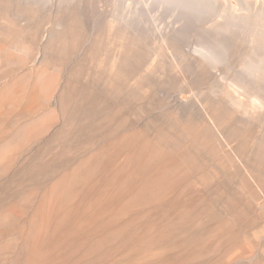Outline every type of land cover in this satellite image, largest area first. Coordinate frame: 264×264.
<instances>
[{"label":"rangeland","instance_id":"obj_1","mask_svg":"<svg viewBox=\"0 0 264 264\" xmlns=\"http://www.w3.org/2000/svg\"><path fill=\"white\" fill-rule=\"evenodd\" d=\"M210 2L0 0V264H264V71Z\"/></svg>","mask_w":264,"mask_h":264},{"label":"bare ground","instance_id":"obj_2","mask_svg":"<svg viewBox=\"0 0 264 264\" xmlns=\"http://www.w3.org/2000/svg\"><path fill=\"white\" fill-rule=\"evenodd\" d=\"M210 4H211V6H212V10H211V14L208 16V18L205 20V22H206V24H207V27L208 28H214L215 29V27L217 26V24L219 23V20H220V18L221 17H225V18H227L228 19V25H227V29H225V30H229L228 32H230V36H228V38L230 37V39L234 42V43H236L237 45L236 46H240L241 48H245V50H248V51H246L248 54H246L245 52H244V54H246V57H248L247 58V61H248V63L249 64H254V65H256L257 67V69H259V70H261V72H262V74H263V71H264V0H229V1H224V0H211V2H210ZM55 4L54 3H52L50 6L51 7H53ZM62 10V9H61ZM231 15V17L232 18H230V17H228V16H230ZM251 17H253V19H250ZM225 21V20H224ZM195 23V22H194ZM226 26V25H225ZM198 29V28H197ZM202 30V29H201ZM204 31V30H203ZM211 32H213V31H211ZM223 32V31H222ZM34 34H35V32H33ZM48 34V33H47ZM198 34V33H197ZM209 34V33H208ZM210 35V34H209ZM217 35H219V34H217ZM226 36V35H225ZM224 36V37H225ZM30 37V36H29ZM202 37V36H201ZM203 38V37H202ZM210 38V40H212V36L211 37H209ZM209 38H207V42L208 43H210V40L208 41V39ZM217 38V37H216ZM223 38V37H222ZM200 39V38H199ZM206 39V38H205ZM224 39V38H223ZM221 40V39H220ZM33 41V40H32ZM205 41V40H204ZM217 41V40H216ZM224 42V41H223ZM52 43V42H51ZM194 43H196V42H194ZM206 43V42H205ZM207 43V44H208ZM212 43V42H211ZM211 43H210V45H199L200 47H197V46H195L192 42H189V44L187 43V45H186V48H187V51L189 52V53H191V54H193V56H195L194 55V52H197V51H199V52H201V53H203L202 52V48L204 49H207L208 51H210V49L212 48V46H211ZM219 43H221V42H219ZM64 44V43H63ZM62 44V45H63ZM198 44V43H197ZM214 44V43H213ZM216 44V43H215ZM52 45V44H51ZM60 46V45H59ZM69 46V45H68ZM216 46V45H215ZM197 47V48H196ZM213 47H214V45H213ZM215 48V47H214ZM213 48V49H214ZM217 49H218V47H216ZM234 48V47H233ZM61 49L62 48H60V51H61ZM199 49V50H198ZM234 50V49H233ZM218 51V50H217ZM241 51V50H240ZM54 52V51H53ZM52 52V53H53ZM215 52H216V49H215ZM198 53V52H197ZM205 53V52H204ZM203 53V54H204ZM218 53V52H217ZM202 54V56H206V55H203ZM210 54V53H209ZM243 54V53H242ZM213 55V54H212ZM190 56V55H189ZM209 56V55H208ZM210 57V56H209ZM241 57V56H240ZM244 56H242L241 57V59L243 58ZM245 57V58H246ZM211 58V57H210ZM244 58V59H245ZM216 59V58H215ZM193 60V59H192ZM202 60V59H201ZM205 60H207V58H205ZM214 60V59H213ZM210 61V60H209ZM212 61V60H211ZM210 61V62H211ZM216 61H217V59H216ZM203 62V61H202ZM201 62V63H202ZM243 62V61H242ZM199 63V62H198ZM217 63H218V61H217ZM245 63H247L246 61H245ZM247 63V64H248ZM205 64H203V66H204ZM234 65V64H233ZM207 66V65H206ZM211 66V65H210ZM235 66V65H234ZM198 67H199V65H198ZM202 67V66H201ZM245 67V66H244ZM250 66H248V68H249ZM204 69H205V67H203ZM208 68V67H207ZM212 68V67H211ZM253 68V67H252ZM251 68V69H252ZM256 68H253V69H256ZM213 69V68H212ZM231 69H232V67H231ZM230 68H229V70H231ZM243 69H245V68H243ZM252 69V70H253ZM256 69V70H257ZM203 70V69H202ZM236 70V69H235ZM247 70V69H246ZM237 71H238V69H237ZM242 71H244V70H242ZM255 71V70H254ZM218 72H220V71H218ZM227 72H228V70H227ZM236 72V71H235ZM250 72V71H249ZM252 72V71H251ZM257 72H258V70H257ZM260 72V71H259ZM245 73V76H247L248 75V71H245L244 72ZM243 73H241V75H242ZM250 74V73H249ZM212 75V74H211ZM232 75V74H231ZM240 75V76H241ZM244 75V74H243ZM251 75V74H250ZM225 76H228V75H225ZM245 76H243V77H245ZM249 76V75H248ZM259 76V75H258ZM257 76V77H258ZM263 76V75H262ZM211 77V76H210ZM20 78V77H19ZM217 78V77H216ZM247 78V77H246ZM245 78V79H246ZM252 78H253V75H252ZM251 77H250V79H252ZM254 78H256V77H254ZM253 78V79H254ZM244 78H242V80H243ZM248 79V78H247ZM246 79V80H247ZM208 80H210V79H208ZM241 80V81H242ZM74 81V80H73ZM215 81V80H214ZM213 81V82H214ZM229 81V80H228ZM227 81V82H228ZM231 81V80H230ZM236 81V80H235ZM241 81H239L240 83H241ZM252 81V80H251ZM257 81V80H256ZM41 82V81H40ZM208 82V81H207ZM225 82V81H224ZM238 82V83H239ZM43 83H45V82H43ZM234 83V82H233ZM254 83H256V82H254ZM214 84V83H213ZM251 84V83H250ZM249 84V85H250ZM77 85V84H76ZM220 85V84H219ZM227 85V84H226ZM225 85V86H226ZM234 84H232V88L229 86V87H223L222 88V93H223V98H224V101H226V103L227 104H231V105H234V106H236V107H238L239 105H240V103H239V101H238V95H237V89H236V87H235V85L233 86ZM236 85H238V84H236ZM254 85V84H253ZM259 86H260V84H259ZM20 87V86H19ZM25 87V86H24ZM42 87H44V86H42ZM41 87V88H42ZM72 87V86H71ZM71 87H69L68 88V91H65L63 88V90L61 91H59V102H60V106H62L61 107V110L60 111H62L63 112V114L65 115V113H68V112H72V115L74 116V113H76V115H75V117H79V114H80V112H81V104H78L79 106H77V102H76V99L75 100H73V99H70L69 97V95L70 94H72V91H71ZM242 87V86H241ZM251 87H254V86H251ZM40 88V87H39ZM211 88V87H210ZM209 88V89H210ZM46 89V88H45ZM93 89V88H92ZM11 90H13V89H11ZM48 90V89H47ZM211 90V89H210ZM248 90V89H247ZM246 90V91H247ZM9 90H7L6 92H8ZM14 91V90H13ZM12 91V92H13ZM34 91V90H33ZM212 91H214V90H212ZM211 91V92H212ZM241 91H243V90H241ZM35 92V91H34ZM34 92H32V93H34ZM55 92H57V91H55ZM87 92V93H86ZM84 91L83 93H85L86 95L88 94V95H90V97L89 98H92V96H93V94H91L93 91H91V89H89V90H87V91ZM215 92V91H214ZM239 92V91H238ZM35 93H39V92H35ZM217 93H220L219 92V88H217ZM65 94L67 95V94H69V95H67V96H65ZM210 94V93H209ZM212 94V93H211ZM242 94H244V93H242ZM264 94V93H263ZM58 95V94H57ZM84 95V94H83ZM85 95V96H86ZM9 96V95H8ZM32 96V95H31ZM47 96V95H46ZM53 95H51V97H52ZM34 97H36V96H34ZM47 97H49V96H47ZM50 97V98H51ZM54 97V96H53ZM83 97V96H82ZM219 97H220V95H219ZM241 97V96H240ZM246 97H248V96H246ZM12 98L13 97H11V100H12ZM33 98V97H32ZM32 98H30V99H32ZM207 98V97H206ZM211 98V97H210ZM256 98V97H255ZM30 99L28 100V102L30 101ZM44 99V98H43ZM46 99V98H45ZM245 99V98H244ZM247 99V98H246ZM245 99V100H246ZM254 99V98H253ZM35 100V99H34ZM216 100H217V97H216ZM218 100H219V98H218ZM217 100V101H218ZM242 100H243V98H242ZM222 101V100H221ZM221 101H218V103L219 102H221ZM251 101H254V100H251ZM31 102V101H30ZM246 101H244V103H245ZM257 102L259 103H257L259 106H261V108H263L262 106L264 105V99L262 100V99H259V98H257ZM247 103V102H246ZM245 103V104H246ZM254 103H255V101H254ZM253 103V104H254ZM28 104V103H27ZM31 104V103H30ZM36 104V103H35ZM242 104V103H241ZM249 104H251V103H249ZM1 105L2 104H0V109H1V111H2V109L3 108H1ZM83 105V104H82ZM3 106V105H2ZM214 106V105H213ZM218 106V105H217ZM4 107V106H3ZM28 107V106H27ZM34 107H36V108H39L40 107V105H39V102H37V105L35 106L34 105ZM242 105H241V109H242ZM5 108V107H4ZM102 108H103V106L100 104V103H96L95 105H93L92 106V108H90L89 109V111H88V113H89V115L87 116V118H88V121H90V122H94V121H96L97 120V118L99 117V115L101 114V110H102ZM214 108V107H213ZM221 108V107H220ZM239 108V107H238ZM245 108V111H244V113H255V112H257L256 110H257V108L256 107H254V106H250V107H248V108H246V107H244ZM24 109V108H23ZM34 109V108H33ZM32 109V110H33ZM41 108H39L38 110H40ZM238 110H240V109H238ZM260 110H263V109H260ZM25 111V110H24ZM213 111V110H212ZM234 111V110H233ZM28 112V111H27ZM236 112V111H235ZM261 112V111H260ZM264 112V111H263ZM4 113V112H3ZM231 113V112H230ZM233 113V112H232ZM242 113V112H241ZM259 113V112H258ZM78 114V115H77ZM234 114H236V113H234ZM243 114V113H242ZM242 114H241V116H242ZM70 115V114H69ZM239 115H240V113H239ZM238 115V118L240 117L241 119H242V117L244 116V114H243V116L241 117V116H239ZM257 115V114H256ZM259 115V114H258ZM3 116V115H2ZM84 116V115H83ZM254 116V115H253ZM65 117V116H64ZM74 117V118H75ZM211 119V118H210ZM245 119V118H244ZM72 120V119H71ZM213 120V119H212ZM81 121V120H80ZM245 122V121H244ZM247 122H250V121H247ZM65 123H67V121L65 122ZM54 124V123H53ZM251 124V123H250ZM52 125V124H51ZM66 125V124H65ZM251 125H253V123L251 124ZM11 130V129H10ZM9 131V130H8ZM9 150V149H8ZM8 154V153H7ZM4 155L3 154H1V157H3ZM3 159V158H2ZM0 160H1V158H0ZM2 161V160H1ZM109 165V164H108ZM106 166H104V168H105ZM111 167V166H110ZM107 169H111V168H107ZM104 170V169H103ZM95 171V170H94ZM108 171V170H107ZM114 171V170H113ZM107 173V172H106ZM94 175V174H93ZM88 176V175H87ZM64 177H65V175H64ZM85 177V176H84ZM95 176H93V178H94ZM86 178V177H85ZM96 178H98V177H96ZM88 179V178H87ZM66 180V179H65ZM85 180V179H84ZM98 180V179H97ZM96 180V181H97ZM64 181V180H63ZM89 181V180H88ZM87 181V182H88ZM92 181H93V179H92ZM62 182V181H61ZM98 182V181H97ZM65 183H66V181H65ZM90 183H92V182H90ZM89 183V184H90ZM93 183H94V181H93ZM99 183V182H98ZM97 183V184H98ZM67 184V183H66ZM85 184H86V181H85ZM179 185V184H178ZM52 188V187H51ZM86 188L88 189V186H86ZM84 193V192H83ZM82 194V193H81ZM52 195V194H51ZM84 195V194H83ZM53 196V195H52ZM49 197V196H48ZM51 197V196H50ZM84 197L85 196H83V199H84ZM49 199V198H48ZM52 199V198H51ZM57 199V198H56ZM63 199H64V197H63ZM66 199V198H65ZM43 200V199H42ZM86 201L88 200H90V198L89 199H85ZM139 200V199H138ZM45 201V200H44ZM62 201V200H61ZM60 202V201H59ZM85 202V201H84ZM84 202L82 203V205H84ZM101 204V203H100ZM39 205H41L40 203H39ZM43 205V204H42ZM49 205V204H48ZM89 206V205H88ZM91 206V205H90ZM94 206V205H93ZM64 207V206H63ZM63 207H62V209H63ZM84 208H86V207H84ZM91 209V208H90ZM95 209V208H94ZM38 210V209H37ZM40 210V209H39ZM42 210H44V209H42ZM92 210V209H91ZM91 210H89L90 212H91ZM88 211V210H87ZM94 210H92V213H94L93 212ZM42 212L45 214V212L44 211H41V213H38L39 215L40 214H42ZM80 212V211H79ZM90 212H87V213H90ZM97 211H95V213H96ZM81 213V212H80ZM79 213V214H80ZM87 213L85 214V216L87 215ZM59 214V213H58ZM76 215V214H75ZM82 215V214H81ZM51 216V215H50ZM89 216V215H88ZM92 216V215H91ZM41 217V216H40ZM50 218V217H49ZM73 218V217H72ZM71 218V219H72ZM80 218H81V216H80ZM89 218V217H88ZM43 219H44V217H43ZM57 219V218H56ZM83 219H85V218H83ZM72 220H75V219H72ZM71 220V221H72ZM80 220V219H79ZM87 220V219H86ZM90 220V219H89ZM40 221V220H39ZM66 221V220H65ZM70 221V222H71ZM84 221V220H83ZM38 222V221H37ZM79 222V221H78ZM43 223H44V221H43ZM54 224V223H53ZM41 225H43V224H41ZM70 225H71V223H70ZM73 225V224H72ZM102 225V224H101ZM37 226H39V225H37ZM46 226H47V224H46ZM46 226H45V228H46ZM75 226V225H74ZM78 226V225H77ZM178 226V225H177ZM42 226H40V228H41ZM59 227V226H58ZM69 227V226H68ZM100 227V226H99ZM43 228V227H42ZM50 228V227H49ZM70 228H72V227H70ZM102 228V227H101ZM109 228V227H108ZM38 229V228H37ZM57 232V231H56ZM67 232H68V230H67ZM74 233V232H73ZM47 234V233H46ZM51 234V233H50ZM56 234V233H55ZM60 238V237H59ZM54 239V238H53ZM48 241V240H47ZM46 241V242H47ZM52 241V240H51ZM51 244V243H50ZM34 245H35V243H34ZM38 246V245H37ZM34 247V246H33ZM36 247V246H35ZM39 247V246H38ZM42 247V246H41ZM45 248V247H44ZM36 250V249H35ZM38 250V249H37ZM33 251V250H32ZM39 252V251H38ZM44 252V251H43ZM34 254V253H33ZM33 254H31L32 255V258H33ZM38 254V253H37ZM29 256H30V254H29ZM37 256V255H36ZM35 260V259H34ZM31 261V260H30Z\"/></svg>","mask_w":264,"mask_h":264}]
</instances>
